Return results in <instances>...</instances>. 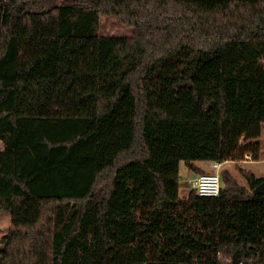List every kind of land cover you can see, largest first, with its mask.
Listing matches in <instances>:
<instances>
[{
    "label": "trees",
    "instance_id": "16d2710c",
    "mask_svg": "<svg viewBox=\"0 0 264 264\" xmlns=\"http://www.w3.org/2000/svg\"><path fill=\"white\" fill-rule=\"evenodd\" d=\"M263 124L264 0H5L0 264H264V177L179 182L182 162L257 160Z\"/></svg>",
    "mask_w": 264,
    "mask_h": 264
},
{
    "label": "rangeland",
    "instance_id": "374dc122",
    "mask_svg": "<svg viewBox=\"0 0 264 264\" xmlns=\"http://www.w3.org/2000/svg\"><path fill=\"white\" fill-rule=\"evenodd\" d=\"M5 7V0H0V9ZM98 32L101 36H119V37H126L128 39L135 38L136 35V28L134 25H130L120 17L102 14L100 16V24L98 28ZM37 95L31 94L30 99L35 103V112L44 114H49L52 109H55L54 103L51 104L47 100L46 97H42L39 93H35ZM0 147L2 144L0 142ZM260 147V155L259 158L256 160L255 157H252L251 160L244 159L242 161H228L223 163L222 170L228 169L232 175L235 177L236 181L244 188H249L248 183L243 176L241 171L242 168H246V170L253 171L256 176L264 177V124H263V132L259 142ZM204 167L206 168L207 172H212L209 170L210 163H204ZM195 172L190 171L184 162L181 164V175H180V186L182 190V194H185L186 191L189 189V180L195 177ZM222 186H224V182H222ZM5 198H0V247L3 250V245L6 244L10 240L9 231L11 228V215L10 213L6 212L3 209V205L5 203ZM220 260L223 261L225 264H230L231 261L228 260L223 254L220 256Z\"/></svg>",
    "mask_w": 264,
    "mask_h": 264
},
{
    "label": "built area",
    "instance_id": "2783aa9c",
    "mask_svg": "<svg viewBox=\"0 0 264 264\" xmlns=\"http://www.w3.org/2000/svg\"><path fill=\"white\" fill-rule=\"evenodd\" d=\"M245 159H252V155L247 154ZM228 162V161H227ZM226 163V162H224ZM223 163L213 162L212 172L198 174L189 180L190 188L197 191L202 196H217L222 188L220 170Z\"/></svg>",
    "mask_w": 264,
    "mask_h": 264
},
{
    "label": "water",
    "instance_id": "95a60500",
    "mask_svg": "<svg viewBox=\"0 0 264 264\" xmlns=\"http://www.w3.org/2000/svg\"><path fill=\"white\" fill-rule=\"evenodd\" d=\"M256 192L264 195V181L257 187Z\"/></svg>",
    "mask_w": 264,
    "mask_h": 264
},
{
    "label": "crops",
    "instance_id": "0c3cea01",
    "mask_svg": "<svg viewBox=\"0 0 264 264\" xmlns=\"http://www.w3.org/2000/svg\"><path fill=\"white\" fill-rule=\"evenodd\" d=\"M211 168H212V166H211V164H210L209 170H211Z\"/></svg>",
    "mask_w": 264,
    "mask_h": 264
}]
</instances>
